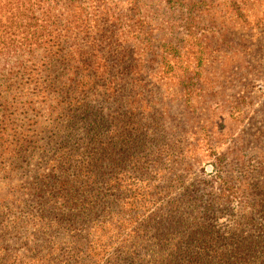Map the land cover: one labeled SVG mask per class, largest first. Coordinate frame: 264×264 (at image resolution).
<instances>
[{"label":"trees","instance_id":"trees-1","mask_svg":"<svg viewBox=\"0 0 264 264\" xmlns=\"http://www.w3.org/2000/svg\"><path fill=\"white\" fill-rule=\"evenodd\" d=\"M259 2L0 0V185L37 167L10 188L35 200L43 234L0 237V264H264V182L215 168L206 194L164 201L148 143L216 88L210 59Z\"/></svg>","mask_w":264,"mask_h":264},{"label":"rangeland","instance_id":"rangeland-1","mask_svg":"<svg viewBox=\"0 0 264 264\" xmlns=\"http://www.w3.org/2000/svg\"><path fill=\"white\" fill-rule=\"evenodd\" d=\"M250 12L249 26L233 23L237 46L228 50V58L213 54L210 59L215 71L210 69L212 87L219 80L216 88L205 89L207 96L197 99L196 111L187 117L174 113L170 124L166 122V133L159 142L149 138L148 143L153 144L151 152L159 157L156 163L161 171L159 178L163 179L154 185L163 189L161 199L164 201H186L190 196L199 198L206 194L204 185L212 184L216 178L210 176L216 170L222 171L224 180L237 188L249 187L256 180L264 182V0L254 3ZM203 24L205 34L209 38L216 37L217 25L204 18ZM196 26L198 30L201 28L198 22ZM171 105L173 107L175 102ZM149 151H144V146L140 145L136 155L143 157ZM52 154L39 157H42L40 167ZM133 170L139 172L140 168L130 167L128 173ZM36 172L37 167L33 166L22 173L21 180L18 177L4 187L0 185V205L4 206L0 215L2 245L12 238L18 248L24 247L23 243L28 240L43 239L35 200L28 198L20 188H10L20 185L25 178L32 182ZM4 177L12 178L6 174ZM0 181L4 183L2 178ZM232 213L227 211L226 216ZM38 244L31 243L37 249Z\"/></svg>","mask_w":264,"mask_h":264}]
</instances>
